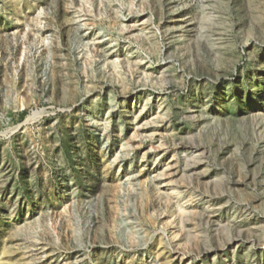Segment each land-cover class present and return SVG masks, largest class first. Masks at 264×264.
<instances>
[{
	"label": "rangeland",
	"instance_id": "374dc122",
	"mask_svg": "<svg viewBox=\"0 0 264 264\" xmlns=\"http://www.w3.org/2000/svg\"><path fill=\"white\" fill-rule=\"evenodd\" d=\"M0 264H264V0H0Z\"/></svg>",
	"mask_w": 264,
	"mask_h": 264
},
{
	"label": "bare ground",
	"instance_id": "6f19581e",
	"mask_svg": "<svg viewBox=\"0 0 264 264\" xmlns=\"http://www.w3.org/2000/svg\"><path fill=\"white\" fill-rule=\"evenodd\" d=\"M245 223V222H244ZM262 226V225H261ZM233 227V226H232ZM255 227V226H254ZM254 230V229H253ZM263 235V234H262ZM250 236V235H249ZM246 237V236H245ZM246 241V240H245ZM260 241V240H259ZM227 243V242H226ZM237 243V242H236ZM258 243V242H257ZM263 243V242H262ZM260 244V243H259ZM243 245V244H242ZM210 252V251H209Z\"/></svg>",
	"mask_w": 264,
	"mask_h": 264
}]
</instances>
